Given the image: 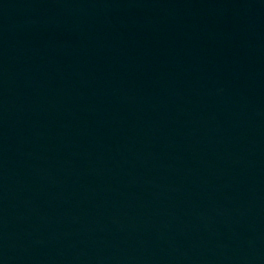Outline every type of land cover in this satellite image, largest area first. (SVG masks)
I'll use <instances>...</instances> for the list:
<instances>
[{"label":"water","instance_id":"obj_1","mask_svg":"<svg viewBox=\"0 0 264 264\" xmlns=\"http://www.w3.org/2000/svg\"><path fill=\"white\" fill-rule=\"evenodd\" d=\"M0 264H264V0H0Z\"/></svg>","mask_w":264,"mask_h":264}]
</instances>
